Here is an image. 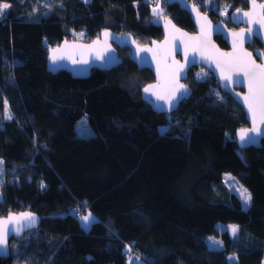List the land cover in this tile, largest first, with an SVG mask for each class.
<instances>
[{
    "label": "trees",
    "instance_id": "obj_1",
    "mask_svg": "<svg viewBox=\"0 0 264 264\" xmlns=\"http://www.w3.org/2000/svg\"><path fill=\"white\" fill-rule=\"evenodd\" d=\"M158 1L156 8L149 0H2L11 7L0 16V215L29 209L40 223L9 240L0 264H261L264 139L237 147L243 110L208 71L197 77L200 65L191 66L188 97L157 113L140 97L152 72L138 69L126 47H116L119 65L84 78L46 69L48 47L89 41L104 28L128 31L140 44L159 39L153 15L193 31L177 3ZM190 1L229 23L207 0ZM208 1L227 4V15L247 6ZM259 46L254 39L251 47ZM81 116L93 133L76 132ZM224 171L249 190L246 208L223 183ZM85 210L96 217L87 229L76 217ZM217 222L238 231L218 230ZM208 234L220 248L207 245Z\"/></svg>",
    "mask_w": 264,
    "mask_h": 264
},
{
    "label": "water",
    "instance_id": "obj_2",
    "mask_svg": "<svg viewBox=\"0 0 264 264\" xmlns=\"http://www.w3.org/2000/svg\"><path fill=\"white\" fill-rule=\"evenodd\" d=\"M167 2H175L178 6L185 10L192 23L193 31H188L179 25H177L173 19L167 15L159 14L153 15L151 21L161 28L162 36L159 39H150L147 43H138L133 36L128 31H115L109 28L102 29L97 36L89 41H84L80 39H63L57 45L47 48V55L45 60L46 69L52 73L58 70H65L70 73L72 77L84 78L87 77L92 68H97L101 70H108L112 67L119 65L122 62L121 57L118 55L117 49L126 47L129 49L128 58L137 66L138 69L147 68L152 72L153 80L146 83L140 89V97L144 101L150 104L151 109L157 113H170L177 108L182 99L188 97L190 91L188 86L184 83V79L187 77L188 69L191 66H203L212 75L214 81L216 82L220 91L230 95L236 103L240 105L243 110L244 118L247 122L246 125L238 127L234 130V139L238 148H246L248 146L260 147L261 140L264 139V123H260L259 118H257V127L261 130V135L257 136L256 133H250L255 137V143H249L241 146L240 143V131L241 129H251L253 127L252 115L248 111L247 105L244 103V97L248 94V81L241 74L236 76L233 74V79L231 81H224L221 78L220 69L216 67V60L223 59L221 53H234L237 55H242L239 44L237 48H233V35L232 33L240 32L241 29L245 30V40L243 43V51L252 54V59L257 64H264V56L258 53H264V28L259 27V25H249L248 18L243 17L244 12L251 11V5L247 2L245 8H233L229 14V21L236 25H241L238 28L227 27L223 20L213 21L205 12L201 11L197 5H195L190 0H167ZM257 4L264 3V0H256ZM239 10V13H237ZM257 13L260 9L257 8ZM255 19V14L253 15ZM203 27L204 31L201 32ZM253 27L259 29V35H252L248 38L247 29ZM178 30V31H177ZM107 31L110 35L107 38V44L104 43L105 37L103 33ZM185 34V35H181ZM219 35L226 43L227 47H221L214 36ZM176 37V39H173ZM198 37L200 40H190L189 38ZM257 39L261 43V49L250 50L247 44H250L253 39ZM100 41V44L93 45L94 41ZM186 41L188 44L187 61L185 60V44L181 41ZM135 41V43H133ZM165 41H168L166 44ZM201 41L203 42L201 44ZM155 42V43H153ZM137 45L142 48H151L153 52H139L137 53ZM194 45H200L197 50H193ZM72 46V47H69ZM53 49H57L56 55H64L63 59H57L55 62L52 60ZM64 53H72L71 58ZM97 53L103 55V59L97 58ZM155 53V58H154ZM203 53V58H202ZM73 60L78 61L73 63ZM81 60H87L88 63L79 62ZM195 61L191 63V61ZM177 62V63H174ZM178 65H184L183 70L179 73V83L186 86L188 89V94L183 98L174 101L175 106L168 110V104L163 100H157L156 96L151 92L145 93L144 88L148 85H156L161 83V76L166 70L172 71ZM239 81V82H237ZM227 83V88L224 87ZM156 91H162V89H156ZM179 96V93L177 94ZM159 106V107H158ZM0 193V201H1ZM22 212H30L36 217V223L31 227H25L19 233L12 232L9 234L6 245V252H0V257H7L9 255V240L11 238H16L22 236V234L30 229L37 227L40 223V217L38 214L30 211L29 209H24L20 211H9L4 215H0V219H7L10 213L19 215ZM10 228H15V223L9 225Z\"/></svg>",
    "mask_w": 264,
    "mask_h": 264
},
{
    "label": "snow or ice",
    "instance_id": "obj_3",
    "mask_svg": "<svg viewBox=\"0 0 264 264\" xmlns=\"http://www.w3.org/2000/svg\"><path fill=\"white\" fill-rule=\"evenodd\" d=\"M87 2V0H85ZM246 2L250 3L251 11L244 12L243 17L248 18L249 25H259V27L264 28V3L257 4L256 0H246ZM11 5L7 2H2L0 0V16L4 15V10L9 9ZM257 8L260 9L259 13H257ZM239 13V10H237ZM156 14V13H154ZM255 14V19H253V15ZM178 31V30H177ZM204 29L201 28V32L203 33ZM83 36V33L79 34ZM105 37L104 43L107 44V38L109 37V33L105 31L103 33ZM185 35V34H181ZM233 39V48L236 49L239 44L242 55H237L234 53H221L220 56L223 59L216 60V67L220 69L221 78L224 81H231L233 79V74L236 76L243 75L248 81V94L244 97V103L247 105L248 111L252 115L253 127L251 129H241L240 131V143L241 146H244L249 143H255L256 139L250 133H256L257 136L261 135L260 128L257 127V118H259L260 123H264V64H257L252 59V54L243 51V43L245 40V30L241 29L240 32L232 33ZM247 35L250 39L252 35H259V29L249 27L247 29ZM176 39V37H173ZM190 40H200L198 37L189 38ZM135 43V41H133ZM155 43V42H153ZM167 44L168 41H165ZM181 43L185 44V60L187 61L188 52L187 47L188 44L186 41H181ZM203 42L201 41V44ZM100 44V41H94L93 45L89 46L90 48L95 45ZM200 45H194L193 50H197ZM72 47V46H69ZM57 49H53L52 60L55 62L57 59H63L64 55H60L59 57L56 55ZM137 53L139 52H153L154 50L151 48H142L137 45L136 49ZM71 58L72 53H64ZM261 56H264V53H258ZM98 59H103V55L101 53H97ZM155 58V53H154ZM203 58V53H202ZM78 61L73 60V63H77ZM79 62L88 63L87 60H81ZM195 61H191L194 63ZM177 63V62H174ZM184 65H178L174 70L168 71L166 70L164 74L161 76V83L156 85H148L144 88L145 93L151 92L156 96L157 100H163L168 104V110L175 106L174 101H178V99L183 98L188 94V89L185 85L179 83V73L183 70ZM239 82V81H237ZM227 88V83L224 85ZM156 89H162V91H156ZM179 93V96L177 95ZM6 103V102H5ZM159 107V106H158ZM7 111V109H6ZM8 119H11V115L7 116ZM162 132H167L168 129H162ZM3 164V161L0 160V165ZM3 169L0 167V172ZM43 188L44 185L41 184ZM244 196L245 201L251 199L250 194H247L246 190H243L241 193ZM81 219L85 222V227H87L88 223L94 220V217L89 213L86 216L81 217ZM15 223V228H10L9 225ZM36 223V217L34 214L30 212H22L19 215H15L10 213L7 219H0V252H6L7 239L10 233L15 232L19 233L25 227H31ZM231 230L233 235L238 231L237 226H231ZM209 240L213 241L214 244H219V241H215L214 238L210 237Z\"/></svg>",
    "mask_w": 264,
    "mask_h": 264
},
{
    "label": "rangeland",
    "instance_id": "obj_4",
    "mask_svg": "<svg viewBox=\"0 0 264 264\" xmlns=\"http://www.w3.org/2000/svg\"><path fill=\"white\" fill-rule=\"evenodd\" d=\"M206 3H211V6L219 13V15L222 18L223 17L227 18V10H228L227 4H218L216 2H210L208 0L206 1ZM158 7H160L159 1L156 3V8H158ZM207 71L208 70L206 68H204L203 66H200L199 69H196L194 72H195L197 77H203ZM75 129H76V132L78 134H81V135H89V134L93 133V130H92L91 126L88 124L85 116H81L80 118H78L76 120ZM222 181L226 185L228 190L235 193L239 197L242 207L246 208L249 205L250 200H248L246 202L244 199V196L241 193L243 192V190H246L247 194H250L249 190L242 183H240L232 173H230L228 171H224L222 173ZM89 213H91V216L94 217V220H95L96 217L89 210H85L84 212H78L76 214L78 221L80 222L81 226L84 229H87L91 222L88 223L87 227H85V222L81 219V217L86 216ZM215 226L218 230H227L230 235H233L232 230H231V226H236V225L225 223V222H217ZM237 229H238V227H237ZM210 237L214 238L215 241L220 242V239L218 236H215L213 234H208L205 237L207 245L211 248H220L221 242L219 244H214L213 241L209 240ZM227 258H228L229 262H232V260L235 259V255L230 254L227 256ZM135 264H143V261L140 259H136ZM262 264H264V258H263Z\"/></svg>",
    "mask_w": 264,
    "mask_h": 264
},
{
    "label": "flooded vegetation",
    "instance_id": "obj_5",
    "mask_svg": "<svg viewBox=\"0 0 264 264\" xmlns=\"http://www.w3.org/2000/svg\"><path fill=\"white\" fill-rule=\"evenodd\" d=\"M227 20L229 21V18H228V15H227ZM226 23V22H225ZM227 27H230V28H238L240 27L241 25H236V24H233L229 21V23H226ZM255 39V38H254ZM253 39V40H254ZM225 42V41H224ZM253 43V41L250 43V44H247V47L250 49V50H254V49H261V43H260V46L259 47H251V44ZM223 47V46H221ZM227 47L226 43H225V46L224 48Z\"/></svg>",
    "mask_w": 264,
    "mask_h": 264
},
{
    "label": "built area",
    "instance_id": "obj_6",
    "mask_svg": "<svg viewBox=\"0 0 264 264\" xmlns=\"http://www.w3.org/2000/svg\"><path fill=\"white\" fill-rule=\"evenodd\" d=\"M156 3H157V0H149V5H150L151 7H155V6H156ZM1 180L3 181L2 176H0V181H1ZM72 211L76 213V210H75V209H73ZM128 259H129L131 262H134V257H133L131 254L128 255Z\"/></svg>",
    "mask_w": 264,
    "mask_h": 264
},
{
    "label": "crops",
    "instance_id": "obj_7",
    "mask_svg": "<svg viewBox=\"0 0 264 264\" xmlns=\"http://www.w3.org/2000/svg\"><path fill=\"white\" fill-rule=\"evenodd\" d=\"M263 258H264V252H263V256H262V261H263ZM262 261H261V264H262Z\"/></svg>",
    "mask_w": 264,
    "mask_h": 264
}]
</instances>
